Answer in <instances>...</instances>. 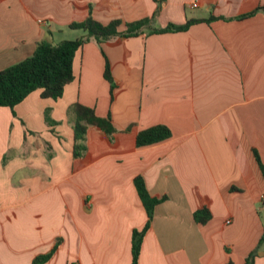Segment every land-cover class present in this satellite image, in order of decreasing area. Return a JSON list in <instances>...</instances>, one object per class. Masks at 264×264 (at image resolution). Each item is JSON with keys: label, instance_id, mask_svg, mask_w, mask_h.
Segmentation results:
<instances>
[{"label": "crops", "instance_id": "crops-1", "mask_svg": "<svg viewBox=\"0 0 264 264\" xmlns=\"http://www.w3.org/2000/svg\"><path fill=\"white\" fill-rule=\"evenodd\" d=\"M88 14L103 24L155 15V27L216 18L86 42L61 97L38 89L13 111L0 106V264H33L54 246L40 264H130L132 230L147 220L137 175L166 196L138 264H243L256 247L253 264H264V0H0V70L38 41L79 38L69 24ZM76 101L110 116L115 132L89 125L74 157ZM156 124L171 136L136 146ZM204 204L211 218L200 224Z\"/></svg>", "mask_w": 264, "mask_h": 264}, {"label": "trees", "instance_id": "trees-1", "mask_svg": "<svg viewBox=\"0 0 264 264\" xmlns=\"http://www.w3.org/2000/svg\"><path fill=\"white\" fill-rule=\"evenodd\" d=\"M254 11L241 14L235 17L241 19L252 15ZM154 16L143 17L141 19L122 22L120 19H113L103 24L88 14L81 21H74L69 24L72 29H81L83 34L76 39H64L57 43L41 40L36 43L33 53L23 60L0 70V106H5L14 110V106L20 103L28 94L35 90H40V97L58 99L62 96L64 87L74 79L73 59L75 52L86 42L95 41L101 44L110 38L131 37L140 34H153L184 31L192 24L200 21H211L216 17L207 19H188L184 24H167L164 27H155ZM123 26V28H121ZM104 77L110 83L111 96L115 87L110 75V66L107 62L104 69ZM69 118L72 120L74 133L73 156L77 157L85 150V134L89 125L95 126L110 135L115 132L110 116H98L92 107L86 106L78 101L74 102L67 110ZM45 119L48 124H54V120L45 112ZM171 136L170 129L163 124H156L140 130L136 135V146H146ZM256 159L260 168L264 169L260 158L255 151ZM134 185L138 195L145 207L147 220L141 229H133L131 233V263L138 264L143 237L150 227L154 207L166 199V196H152L148 193L144 179L137 175L134 177ZM211 218V212L207 205L194 211V219L197 223L205 224ZM264 242V229L260 236L259 243ZM56 246L49 253L38 255L33 264H40L46 261L54 252ZM257 256V247L245 257L243 264H253Z\"/></svg>", "mask_w": 264, "mask_h": 264}, {"label": "built area", "instance_id": "built-area-1", "mask_svg": "<svg viewBox=\"0 0 264 264\" xmlns=\"http://www.w3.org/2000/svg\"><path fill=\"white\" fill-rule=\"evenodd\" d=\"M195 5H196V3H193V4H192V6H195Z\"/></svg>", "mask_w": 264, "mask_h": 264}]
</instances>
